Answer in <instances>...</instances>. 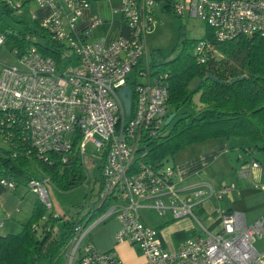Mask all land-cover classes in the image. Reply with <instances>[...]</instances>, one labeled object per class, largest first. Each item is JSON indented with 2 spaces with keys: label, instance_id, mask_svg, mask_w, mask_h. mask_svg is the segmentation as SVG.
Returning a JSON list of instances; mask_svg holds the SVG:
<instances>
[{
  "label": "built area",
  "instance_id": "2783aa9c",
  "mask_svg": "<svg viewBox=\"0 0 264 264\" xmlns=\"http://www.w3.org/2000/svg\"><path fill=\"white\" fill-rule=\"evenodd\" d=\"M0 2L9 9L20 8L12 0ZM35 2L50 13L41 18L32 13V19L67 49L57 63L39 51L37 42L42 39L33 33L25 36L26 48L12 47L18 64L0 68V146L13 158L49 164L53 155L62 164L74 158L82 163L88 145L99 153L102 180L97 203L73 227L64 264H123L114 249L102 251L88 240L90 232L110 218L119 222L114 243L134 246L143 258L140 264H264V252L255 246L257 239L264 238V214L248 222L245 213L218 203L238 193L235 186L203 181L182 187L176 181V167L146 161L148 146L160 137L170 113L169 71L151 61L147 51L146 34L157 23L156 10L199 18L213 39L223 42L241 36L264 37V0H121L116 11L125 34L111 43L87 40L99 18L79 28L89 0ZM4 43L0 35V45ZM194 49L198 63L206 62L213 51L206 38ZM71 53L79 65L65 67ZM132 72L133 82L128 76ZM124 86L130 88L128 114L120 97ZM254 170L264 176V162L252 157L241 163L236 177L252 178ZM255 183L264 190V183ZM48 184L51 179L44 175L29 180L25 187L56 218L59 214L53 209ZM0 186L13 191L18 185L14 178L0 175ZM205 202L213 205L208 218L215 216L209 226L195 216L196 209L204 211ZM103 206L102 216L88 227L90 217ZM145 209L166 216V222L192 217L199 231L176 246L166 245L159 228L145 223L140 213Z\"/></svg>",
  "mask_w": 264,
  "mask_h": 264
},
{
  "label": "trees",
  "instance_id": "16d2710c",
  "mask_svg": "<svg viewBox=\"0 0 264 264\" xmlns=\"http://www.w3.org/2000/svg\"><path fill=\"white\" fill-rule=\"evenodd\" d=\"M9 12L8 7L2 8V13ZM19 23L23 30L14 28L0 15V34L12 46L21 49L29 44L25 36L36 34L42 39L41 43H37L39 51L57 63L62 61V54L67 48L52 41L37 20H33L32 25ZM206 28V39L213 49L206 62L198 63L195 55L180 52L169 62L158 63L169 71V105L179 108L191 100L193 93L198 92L202 108L189 118H178L168 134L149 144L146 161L150 164H163L189 145L215 139H244L248 148L241 146L242 150L264 154V37L241 36L218 42L213 39L210 28ZM208 74L216 80L209 78ZM195 78H199V84L190 92L189 84ZM233 78L237 80L231 82ZM51 157L50 164L13 158L7 149L0 146V175L14 178L17 185H25L33 178L46 175L58 190H69L85 181L84 166L76 158L69 164H62L56 155ZM32 162H35L37 172L32 169ZM96 203L97 199L90 206L88 215ZM45 214H48L47 220L41 221ZM85 219H66L57 227L56 223L62 217H52L37 201L20 232L0 237V264H39L42 260H47L49 264H64V252L72 229ZM192 233L179 232L175 239L179 242Z\"/></svg>",
  "mask_w": 264,
  "mask_h": 264
},
{
  "label": "rangeland",
  "instance_id": "374dc122",
  "mask_svg": "<svg viewBox=\"0 0 264 264\" xmlns=\"http://www.w3.org/2000/svg\"><path fill=\"white\" fill-rule=\"evenodd\" d=\"M12 1L14 6L19 5L15 0ZM38 7L35 0H28L22 8L12 10L6 14L2 13V5H0V15L5 22L14 28L23 30V26L19 21L32 25L31 10ZM155 16L157 18L155 27L146 34L147 51L151 61L155 60L157 63L160 61L169 62L177 57L180 52H188L193 56L196 54L194 46L206 38V24L201 19L189 15L178 16L171 11L161 10H156ZM41 42L38 41L37 43ZM12 47V44L8 40H5V43L0 45V68L2 65L18 64L17 58L12 53ZM70 59V61L69 59L65 60V67L79 65V60L74 53H71ZM128 76L131 82H133L136 75L132 72ZM139 81L142 82L143 80L139 79ZM198 84L199 78L192 80L189 84L190 92H193ZM169 108L170 113L168 115L173 114V118L168 125H163L160 136L168 134L178 118L182 116L189 118L192 115L198 114V111L202 108L199 102V93H193L191 100L181 107L176 108L173 105H169ZM219 142L218 139H215L189 145L166 160L163 165L165 168L176 167V165L188 159L187 157H193L202 152L214 154L218 149L217 145ZM229 142L230 145H238L232 139ZM243 147L247 149V143L244 142ZM216 153L218 154L215 155V159L208 168H204L199 174H194L184 180L176 178V181L180 182L182 187L198 185L203 181H210L216 186L221 184L233 185L238 190V193H233L232 196L219 201V205L245 213L248 222L256 220L260 215L264 214V190L256 187L255 182L264 183V176L260 174L259 170H254L252 178L239 179L236 177V170L242 162L252 157L260 162H264V154L254 151L247 153L239 149V146L228 149L224 155H220L219 151ZM98 155L99 153L96 152L92 145L86 147V153L81 160L84 165L86 179L76 187L69 190H58L51 184L47 185L53 209L62 217V220L57 221V227L66 219L88 217L90 206L96 201L99 194L102 180L98 167L100 163V156ZM238 156H241L244 161H241ZM35 166V162H32V169L36 171L37 169H34ZM203 208L204 211L196 209L195 216L204 225L209 226L211 220L215 218L214 215L211 219L208 218V215L213 211V205L211 202H205ZM104 210L105 206L90 217L88 227L98 221ZM140 213L145 223L150 226L160 227V237L169 246H176L178 244V240L175 239L177 233H187L190 231L197 233L199 231V225L192 217L166 222V216H159L153 210L145 209ZM115 226L116 222L114 219H111L99 225L91 233L99 248H108L112 245L110 234ZM255 246L258 251L264 252V238L257 239ZM114 250L126 264H133L139 261L134 246L128 247L115 244ZM39 264H49V262L42 260Z\"/></svg>",
  "mask_w": 264,
  "mask_h": 264
},
{
  "label": "crops",
  "instance_id": "0c3cea01",
  "mask_svg": "<svg viewBox=\"0 0 264 264\" xmlns=\"http://www.w3.org/2000/svg\"><path fill=\"white\" fill-rule=\"evenodd\" d=\"M27 1L28 0H15V2L20 5V8H22ZM120 4L121 0H89L88 6L82 11L79 28H87L90 25L91 21L95 18H99L101 22L90 30L87 36L88 41H103L105 43H111L118 39L121 35L125 34V28L122 22L121 15L118 11H116ZM0 5H2V8L5 6V4H3L2 2H0ZM9 10L11 12L13 9ZM32 13L35 14L37 18H41L48 15L50 13V9L47 7H38L32 9L31 14ZM218 140L220 142L218 143V149L214 154L209 152H202L196 156L187 157L188 159H186L184 162L176 165L177 178H179L180 180H184L189 176L199 174L202 169L208 168L210 166L211 162L215 159V155L218 154L216 152L219 151L221 153L220 155H224L228 149H232L235 146H239V149H241V146H243V143L245 141L244 139H232L235 141V143L238 144L233 146V144L230 145L229 141L223 139ZM37 201V197L31 192H28L25 185H18L17 188L13 191H9L6 188L0 186V220L2 221V225L0 227V237L20 232L23 224L30 217L34 204ZM111 219H114V221L116 222V226L110 234L112 240V245L110 247L99 248L95 243L91 233L97 227H99V225L95 227L89 234L90 240L98 249L102 251L114 249L115 246L113 235L119 228V222L115 218H110L107 221ZM107 221H105L104 223H106ZM117 245L133 247L128 245L127 243H121ZM135 252L139 261L133 264H140L143 258L137 250H135ZM123 264L126 263H124L123 261Z\"/></svg>",
  "mask_w": 264,
  "mask_h": 264
},
{
  "label": "water",
  "instance_id": "95a60500",
  "mask_svg": "<svg viewBox=\"0 0 264 264\" xmlns=\"http://www.w3.org/2000/svg\"><path fill=\"white\" fill-rule=\"evenodd\" d=\"M208 77L213 79V80H216V78L210 74H208ZM240 79H242V77H240ZM236 80H237V78H233V79H231V82H235ZM120 97H121L122 102L124 104L126 113L128 114L129 108H130V88L128 86L123 87V89L120 92ZM172 118H173V115H169L167 117V119L165 120V125H168L171 122Z\"/></svg>",
  "mask_w": 264,
  "mask_h": 264
}]
</instances>
